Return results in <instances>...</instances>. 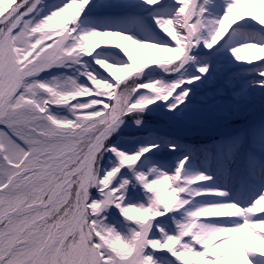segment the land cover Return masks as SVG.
Listing matches in <instances>:
<instances>
[{
    "label": "snow or ice",
    "instance_id": "6c2138e0",
    "mask_svg": "<svg viewBox=\"0 0 264 264\" xmlns=\"http://www.w3.org/2000/svg\"><path fill=\"white\" fill-rule=\"evenodd\" d=\"M257 94L264 0H0V264H264Z\"/></svg>",
    "mask_w": 264,
    "mask_h": 264
},
{
    "label": "rangeland",
    "instance_id": "374dc122",
    "mask_svg": "<svg viewBox=\"0 0 264 264\" xmlns=\"http://www.w3.org/2000/svg\"><path fill=\"white\" fill-rule=\"evenodd\" d=\"M49 3L54 0H48ZM148 16L147 12L142 13ZM259 98V100L257 99ZM261 97L256 98L249 104L242 105L244 115L235 119H225L216 117H205L198 120L190 121L179 129V134L186 142H207L221 134L225 129L231 128L235 124L242 123L245 116L249 119H259L264 112L261 111ZM255 191V189L253 190Z\"/></svg>",
    "mask_w": 264,
    "mask_h": 264
},
{
    "label": "bare ground",
    "instance_id": "6f19581e",
    "mask_svg": "<svg viewBox=\"0 0 264 264\" xmlns=\"http://www.w3.org/2000/svg\"><path fill=\"white\" fill-rule=\"evenodd\" d=\"M258 96H260V95L257 94V97H258ZM257 99L259 100V98H257ZM229 130H230V128H229V129H225L224 131L221 132V134H224V133L228 132Z\"/></svg>",
    "mask_w": 264,
    "mask_h": 264
}]
</instances>
